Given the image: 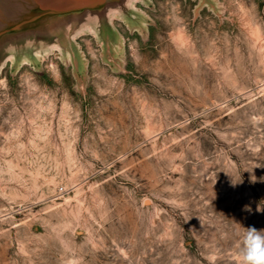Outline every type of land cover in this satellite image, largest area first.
Instances as JSON below:
<instances>
[{
	"label": "rangeland",
	"instance_id": "374dc122",
	"mask_svg": "<svg viewBox=\"0 0 264 264\" xmlns=\"http://www.w3.org/2000/svg\"><path fill=\"white\" fill-rule=\"evenodd\" d=\"M134 6L0 70V264H239L264 230V0Z\"/></svg>",
	"mask_w": 264,
	"mask_h": 264
},
{
	"label": "water",
	"instance_id": "95a60500",
	"mask_svg": "<svg viewBox=\"0 0 264 264\" xmlns=\"http://www.w3.org/2000/svg\"><path fill=\"white\" fill-rule=\"evenodd\" d=\"M136 1L150 0H0V70L10 58L68 47L85 29L115 40L116 16L130 24L131 17L143 14L134 6Z\"/></svg>",
	"mask_w": 264,
	"mask_h": 264
},
{
	"label": "clouds",
	"instance_id": "9594fccd",
	"mask_svg": "<svg viewBox=\"0 0 264 264\" xmlns=\"http://www.w3.org/2000/svg\"><path fill=\"white\" fill-rule=\"evenodd\" d=\"M244 210L251 209L245 205ZM238 255L239 264H264V230L244 228Z\"/></svg>",
	"mask_w": 264,
	"mask_h": 264
},
{
	"label": "bare ground",
	"instance_id": "6f19581e",
	"mask_svg": "<svg viewBox=\"0 0 264 264\" xmlns=\"http://www.w3.org/2000/svg\"><path fill=\"white\" fill-rule=\"evenodd\" d=\"M11 59V58H10Z\"/></svg>",
	"mask_w": 264,
	"mask_h": 264
}]
</instances>
